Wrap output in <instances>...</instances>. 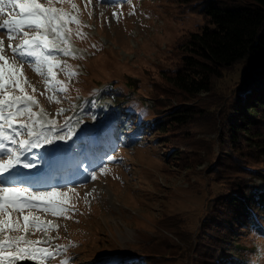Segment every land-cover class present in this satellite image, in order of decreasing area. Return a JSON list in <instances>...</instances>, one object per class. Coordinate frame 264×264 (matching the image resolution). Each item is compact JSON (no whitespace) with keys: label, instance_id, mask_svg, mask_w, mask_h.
<instances>
[{"label":"rangeland","instance_id":"rangeland-1","mask_svg":"<svg viewBox=\"0 0 264 264\" xmlns=\"http://www.w3.org/2000/svg\"><path fill=\"white\" fill-rule=\"evenodd\" d=\"M205 1L54 0L53 6L69 19L75 17V22L61 30L62 38L49 32L57 48L49 51L39 46L45 56L53 57L51 72L48 62L38 57H18L23 63L17 65L7 48V30L0 28L5 55L12 66L20 67L25 94L36 100L27 106L31 119L27 111L18 114L13 129L4 125L5 134L17 142L43 141L23 150L18 143L3 141L6 147L0 149V161L8 158L7 147H11L23 163L35 166L18 164L0 173V187L55 190L58 199L67 202L62 215L39 202L23 214L12 213L21 221L23 215L38 216L40 229L32 226L27 234L15 235H24L34 247L54 252V258L30 261L148 264L155 256L157 263L191 264L197 258L195 252L184 249L191 234L193 248L197 247L200 224L212 210L211 198L219 194L209 175L220 155L222 124L213 115L192 128L193 140L175 144L150 130L148 123L160 120L157 109L166 108L159 104V93L165 88L162 76L172 68L170 57L180 39L204 24L200 10ZM39 2L47 5L48 0ZM5 18L0 14V22ZM24 31L33 33L34 26H25ZM13 35L12 42L21 44L23 32ZM64 51L70 54L64 55ZM237 79L230 74L221 82L224 92L234 88ZM201 97L207 102L219 99L216 94ZM234 97L228 101V117L238 114L232 110ZM24 123L33 128L31 136L20 127ZM58 135L65 139H57ZM174 149L178 150L176 156L185 158L184 163L168 157L167 151L173 153ZM92 175H96L94 181ZM256 183L264 189L262 180ZM169 217L166 224L175 221L179 233L171 229L164 234L170 243L175 242V250L160 239L162 223ZM5 235L13 234L0 233V240ZM243 239L255 247L251 264H264V240Z\"/></svg>","mask_w":264,"mask_h":264},{"label":"trees","instance_id":"trees-1","mask_svg":"<svg viewBox=\"0 0 264 264\" xmlns=\"http://www.w3.org/2000/svg\"><path fill=\"white\" fill-rule=\"evenodd\" d=\"M201 6L204 24L175 47L172 68L163 74L165 88L159 93V104L166 108L157 109L160 120L148 124L176 144L193 140L192 128L219 116L220 155L209 175L219 194L211 198L212 210L200 224L197 247L193 248L191 234L184 250L197 254L191 264H251L255 247L243 238L264 240V189L256 183L264 182V0H206ZM230 74L238 76L236 86L224 92L221 82ZM203 94H216L219 99L207 102ZM231 96H235L232 110L238 112L234 117H228ZM167 153L185 162L176 156L177 149ZM171 218L162 223L160 239L175 250V242L164 234L171 229L179 233L175 221L166 224ZM154 257L148 264H162Z\"/></svg>","mask_w":264,"mask_h":264},{"label":"snow or ice","instance_id":"snow-or-ice-1","mask_svg":"<svg viewBox=\"0 0 264 264\" xmlns=\"http://www.w3.org/2000/svg\"><path fill=\"white\" fill-rule=\"evenodd\" d=\"M54 0H48L47 5L42 4L39 0H0V14L6 15L0 28L7 30L8 44L7 48L13 54V60L17 65H22L23 61L18 57H38L48 62V71L51 72L55 65L52 64L53 57L45 56L40 51V45L49 51L57 48L54 39H49V32L54 34L55 38H62V29L68 24L75 22V17L69 19L61 9L53 6ZM60 3L63 0H59ZM8 9H19L18 12H9ZM25 26L33 28L34 32L24 31ZM38 30V31H37ZM23 32L22 43L14 44L12 41L16 39L14 33ZM63 51V50H62ZM70 53L64 51V55ZM24 80L20 67L12 66L9 58L5 55V41L0 39V149H4L6 145L3 141L11 144H19L20 149L35 148L37 143L43 141H19L17 142L12 136L5 134L4 125L7 124L8 129H13V122L18 114L27 111L29 119H31V109L27 106L35 104L36 100L32 95L25 94V87L22 85ZM14 94L9 95L10 92ZM21 105L25 108L21 109ZM5 109L7 114L5 115ZM33 123H35L33 121ZM21 128L28 130V135L33 134V128L29 124L20 125ZM70 134V130H69ZM19 135V133H16ZM39 135H43L40 133ZM45 140H49L47 136ZM57 139L64 140L63 135H58ZM49 142H51L49 140ZM9 153L8 158L0 161V173H6L18 164L23 167H33L35 165L23 163L21 155L13 148L7 147ZM94 181L96 175H92ZM35 202H39L45 208L51 209L56 215H62L66 208V201L58 199V193L53 191H30L28 188L20 186L0 187V233H12L13 235H5L0 240V264H16V262L29 260H44L54 258V252L43 247H34L32 241L25 238L24 235H15L16 233L27 234L30 227L41 228L39 217L33 215H23L22 221L19 216L13 217L12 213L23 214L26 209L33 208Z\"/></svg>","mask_w":264,"mask_h":264},{"label":"water","instance_id":"water-1","mask_svg":"<svg viewBox=\"0 0 264 264\" xmlns=\"http://www.w3.org/2000/svg\"><path fill=\"white\" fill-rule=\"evenodd\" d=\"M20 264H36V263L26 260V261H22Z\"/></svg>","mask_w":264,"mask_h":264}]
</instances>
